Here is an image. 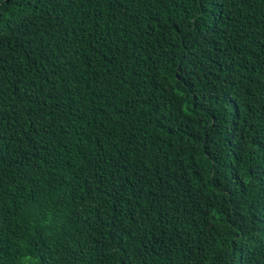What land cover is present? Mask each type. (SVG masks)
<instances>
[{"label": "trees", "instance_id": "trees-1", "mask_svg": "<svg viewBox=\"0 0 264 264\" xmlns=\"http://www.w3.org/2000/svg\"><path fill=\"white\" fill-rule=\"evenodd\" d=\"M0 264H264V0H0Z\"/></svg>", "mask_w": 264, "mask_h": 264}]
</instances>
